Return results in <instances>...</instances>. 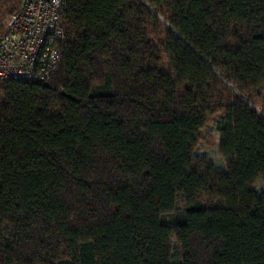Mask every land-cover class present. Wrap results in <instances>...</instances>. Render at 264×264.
<instances>
[{
  "label": "trees",
  "instance_id": "16d2710c",
  "mask_svg": "<svg viewBox=\"0 0 264 264\" xmlns=\"http://www.w3.org/2000/svg\"><path fill=\"white\" fill-rule=\"evenodd\" d=\"M66 1L52 78L0 82V264H264V0Z\"/></svg>",
  "mask_w": 264,
  "mask_h": 264
},
{
  "label": "built area",
  "instance_id": "2783aa9c",
  "mask_svg": "<svg viewBox=\"0 0 264 264\" xmlns=\"http://www.w3.org/2000/svg\"><path fill=\"white\" fill-rule=\"evenodd\" d=\"M66 0H23L0 39V82L49 81L62 56Z\"/></svg>",
  "mask_w": 264,
  "mask_h": 264
},
{
  "label": "rangeland",
  "instance_id": "374dc122",
  "mask_svg": "<svg viewBox=\"0 0 264 264\" xmlns=\"http://www.w3.org/2000/svg\"><path fill=\"white\" fill-rule=\"evenodd\" d=\"M23 0H0V39L4 35L12 14L20 6ZM259 111V107L256 108ZM222 135L216 126V119L213 118L201 130L200 141L195 149V156L207 158L218 170H225L227 162L220 152ZM253 189L257 193L264 191V179H259ZM174 241V240H173Z\"/></svg>",
  "mask_w": 264,
  "mask_h": 264
}]
</instances>
